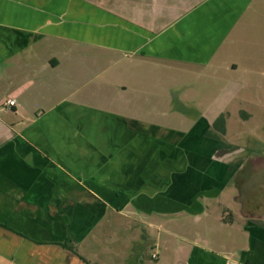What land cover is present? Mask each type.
<instances>
[{
    "label": "crops",
    "instance_id": "crops-1",
    "mask_svg": "<svg viewBox=\"0 0 264 264\" xmlns=\"http://www.w3.org/2000/svg\"><path fill=\"white\" fill-rule=\"evenodd\" d=\"M262 76L264 0H0V264H264Z\"/></svg>",
    "mask_w": 264,
    "mask_h": 264
},
{
    "label": "rangeland",
    "instance_id": "rangeland-1",
    "mask_svg": "<svg viewBox=\"0 0 264 264\" xmlns=\"http://www.w3.org/2000/svg\"><path fill=\"white\" fill-rule=\"evenodd\" d=\"M227 63L226 60H221V62ZM231 61V60H230ZM233 61V60H232ZM249 62L242 60V59H236V66L237 69L241 70L243 67L249 68ZM157 78L154 79V81H157L160 84V91L164 92L166 85H169L170 83L171 86H173V93L181 96H185L187 93L191 94L193 97H198L200 96L206 98L205 100L213 98V95L216 92V90H211L212 85L215 86L216 83L219 84L223 83L224 80L228 79V76L225 75H216V76H211V75H206L205 73L203 75L200 74H195V73H187L183 71H174L171 73V75H165L162 74L161 77L160 75L155 76ZM214 80H213V79ZM158 79V80H157ZM261 79H264V76L261 77ZM149 80L148 81H143L144 86L149 85ZM264 83V80H263ZM207 86H210L209 91L206 92L205 88ZM207 93V94H206ZM254 93V92H252ZM242 95H247L249 94L248 91L246 92H241ZM207 95V96H206ZM254 96V94H253ZM203 98V99H204ZM247 98V97H246ZM259 100L263 101V105L255 108H250V107H240V108H230V109H235V110H240L238 115L244 114L245 116L250 115V113H253V119L248 120V123H240L238 121V115H234L231 117L230 123H229V128H230V139H232L235 142H241L243 144L249 142V139L247 136H255L256 138L264 141V90H261L257 93V97ZM174 105L176 106V109L178 111H192L195 108L192 105H188L187 107H182L178 102H174ZM240 116V118H242ZM237 120V121H236ZM240 120V119H239ZM239 131V132H238ZM235 133H240L239 136L236 135ZM264 161V157L260 154L256 155V163H260ZM106 220H103L102 226L105 224ZM118 234V235H117ZM114 242H111L112 247H115V245L118 244L116 242L117 240L120 243H123V246H125L124 242L121 240L123 237H121L120 231H117L114 236ZM104 242V241H103ZM102 242V243H103ZM105 243V242H104ZM82 245L88 246L89 242H83ZM168 255H172L168 251H163L160 254V260L162 259H167Z\"/></svg>",
    "mask_w": 264,
    "mask_h": 264
},
{
    "label": "trees",
    "instance_id": "trees-1",
    "mask_svg": "<svg viewBox=\"0 0 264 264\" xmlns=\"http://www.w3.org/2000/svg\"><path fill=\"white\" fill-rule=\"evenodd\" d=\"M224 134H225V116L221 114L212 123L211 128L204 134V136L209 139L220 141Z\"/></svg>",
    "mask_w": 264,
    "mask_h": 264
},
{
    "label": "built area",
    "instance_id": "built-area-1",
    "mask_svg": "<svg viewBox=\"0 0 264 264\" xmlns=\"http://www.w3.org/2000/svg\"><path fill=\"white\" fill-rule=\"evenodd\" d=\"M15 104V100L13 99H8L6 102H5V105L3 106V109L5 111H9L12 109V107L14 106Z\"/></svg>",
    "mask_w": 264,
    "mask_h": 264
}]
</instances>
